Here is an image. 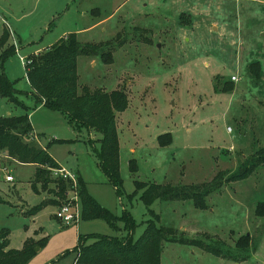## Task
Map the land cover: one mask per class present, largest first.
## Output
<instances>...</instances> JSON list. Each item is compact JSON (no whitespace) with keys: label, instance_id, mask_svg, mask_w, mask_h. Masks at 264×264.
<instances>
[{"label":"rangeland","instance_id":"obj_1","mask_svg":"<svg viewBox=\"0 0 264 264\" xmlns=\"http://www.w3.org/2000/svg\"><path fill=\"white\" fill-rule=\"evenodd\" d=\"M0 1L8 34L2 47L10 31L24 41L32 37L33 46L52 44L70 32L80 44L101 42L94 55L76 57L77 91L86 86L122 89L126 95V108L115 113L119 194L97 164L99 133L73 128L59 111L34 105L26 94L24 55L33 47L23 42L0 65L22 90L15 96L20 105L0 96V116L21 114L22 106L31 110L29 122L47 153L78 173L99 206L115 217L128 213L132 239L141 235L148 210L155 213V224L173 235L162 243L158 264H264V215L255 213L256 204L264 202V161L205 196L202 208L190 199L145 205L134 183L201 188L259 162L264 151V0ZM100 51L110 54L109 63L101 61ZM251 61L259 65L258 78L249 72ZM231 76L236 78L232 89L223 90ZM166 132L170 140L159 146L156 136ZM15 165L0 156V229L7 230L12 249L25 241L34 244L25 264H76L79 236L89 243L94 234H125L121 221L116 229L101 218L61 224L53 213L63 201L24 213L43 197H56L42 192L39 183L30 186L32 167ZM6 175L13 181L5 182ZM241 235L249 238L245 247L235 246Z\"/></svg>","mask_w":264,"mask_h":264},{"label":"trees","instance_id":"obj_2","mask_svg":"<svg viewBox=\"0 0 264 264\" xmlns=\"http://www.w3.org/2000/svg\"><path fill=\"white\" fill-rule=\"evenodd\" d=\"M6 30L0 34V47L7 39ZM99 43L80 44L75 34L70 32L65 37L57 39L46 49L35 54H30L24 59V75L32 94L34 103L59 111L65 120L75 129L80 127L88 131L99 133L98 148L95 150L97 164L108 182L119 194L120 178L118 175L117 132L115 127V113L123 111L127 106V98L122 89L104 91L99 88L89 89L86 86L77 91L76 57L79 55L90 56L97 53ZM14 52L13 44L8 43L0 49V65L2 61ZM101 61L109 63V53L99 52ZM251 75L258 78L259 65L256 61L248 64ZM224 82L223 84H227ZM227 89H232V81ZM21 91L14 88L13 82L6 78L0 71V96L8 101L20 105L15 97ZM18 115L0 116V151L22 164L35 165L31 184H40V189H47L54 198L43 199L30 207L24 213L32 215L45 204H53L66 201V193L75 190L79 201V217L81 219L101 218L113 228H117L116 221H121L125 234L120 236L91 235V242L84 243L85 237L79 236L78 243L74 247L76 264H158L162 243L173 240L172 230L157 226V215L148 210L150 216L145 221L141 235L131 238L134 223L128 213L123 212L120 217H115L106 209L99 206L86 192L81 179L76 176V183L62 179H52L49 176V167L57 164L33 139L31 125L29 123L27 108ZM170 140V133H162L156 136L159 146H165ZM264 161V151L258 163L245 165L236 173L225 178V181L215 180L198 186L174 187L169 184L145 183L134 181L135 186L142 189L141 201L148 205L156 199L159 200H185L190 199L197 208L205 207L204 197L218 190L223 183L246 177L256 166ZM131 171L135 170L133 159L129 160ZM54 184L53 187L49 184ZM32 188L34 186L32 185ZM255 213L264 215V202L256 204ZM118 230V229H117ZM7 230L0 229V264H25L34 244L23 242L21 248H7ZM247 236H239L235 240V246L248 245ZM202 249L217 254L215 249Z\"/></svg>","mask_w":264,"mask_h":264},{"label":"built area","instance_id":"obj_3","mask_svg":"<svg viewBox=\"0 0 264 264\" xmlns=\"http://www.w3.org/2000/svg\"><path fill=\"white\" fill-rule=\"evenodd\" d=\"M231 81H235V76L230 77ZM49 175L53 179H62L65 181H70L73 185L76 183V175L71 170L64 168L63 166L56 165L54 167H49ZM6 181H12L11 175H6L4 177ZM77 194L75 190L66 193V201L55 208L53 213L54 217L64 225L69 224L72 221H76L79 217V207L77 206Z\"/></svg>","mask_w":264,"mask_h":264},{"label":"crops","instance_id":"obj_4","mask_svg":"<svg viewBox=\"0 0 264 264\" xmlns=\"http://www.w3.org/2000/svg\"><path fill=\"white\" fill-rule=\"evenodd\" d=\"M1 1H0V11H5V8H4V6H1ZM0 34H1V32H2V28H3V26H5V25H7L6 23H5V21H4V19H3V16L1 15V12H0ZM9 31H10V29H8ZM10 33V35H9V38H8V43H11V44H14V47H15V51H20V47H21V42H23V47L24 46H26V45H29L30 43H36L35 41H34V39H31L30 37H28V38H26L25 39V41L24 40H22V39H20L19 37L17 38V37H15V33H14V31H10L9 32ZM65 35V34H64ZM63 35V36H64ZM62 36V37H63ZM59 38H61V37H59ZM59 38H57V39H59ZM56 40V39H55ZM55 40H54V42H55ZM53 42V43H54ZM51 45V43H48V44H45L44 46H33V45H29L28 47H30V46H32L33 48L32 49H29V52H27L25 55H24V58H26L28 55H30V54H35V53H37V52H39V51H41V50H43V49H45V48H47V47H49ZM27 47V46H26ZM25 47V48H26ZM1 49V48H0ZM31 50V51H30ZM90 64H94V61L93 60H90ZM24 78H25V75H24ZM25 84H26V87H27V89H26V94L29 96V97H32L33 98V96H32V94L29 92V86H28V83H27V81H26V78H25ZM14 86V85H13ZM15 88V87H14ZM16 89V88H15ZM18 90V89H17ZM18 91H21L22 92V90H18ZM19 100V99H18ZM34 105H36V106H41V104L39 103V104H34ZM28 110V109H27ZM31 111V110H30ZM30 111L28 110L27 111V115H28V119H29V114H30ZM30 123V122H29ZM31 125V124H30ZM31 130H32V136H33V138H34V140L35 141H37V143L39 144V146H41V147H43L42 146V144L39 142V134L40 133H38L36 130H34V128H33V126L31 125ZM47 151V150H46ZM0 156H3V157H5V158H7L8 159V157L4 154V152H2V151H0ZM52 158V157H51ZM9 159H11V158H9ZM12 160V162L14 163V164H16L15 166H17V165H24V164H22V163H18V162H16V161H14L13 159H11ZM54 160V159H53ZM54 162L56 163V161L54 160ZM57 165H58V163H56ZM25 165H29L30 167H32L33 169H35V165H33V164H25ZM14 166V167H15ZM13 167V168H14ZM72 172H74L75 173V175L76 176H78V173L77 172H75V171H73V170H71ZM33 175H34V172H33V174H32V179H33ZM12 176V175H11ZM12 178H13V176H12ZM32 179H31V181H30V186H31V182H32ZM13 181V180H12ZM12 181H5V182H12ZM9 185H11V184H9ZM11 186H13V185H11ZM49 186H50V184H49ZM32 187V186H31ZM13 188H14V186H13ZM42 192H43V190L42 189H40ZM13 193H15V188H14V192ZM12 193V194H13ZM44 196V195H43ZM1 198V197H0ZM16 199H19L18 197H15ZM48 199L47 197H43L41 200H43V199ZM79 203V202H78ZM79 210H80V207H79ZM7 236H8V234H7ZM7 239H8V237H7ZM7 248H10L9 246H8V244H7Z\"/></svg>","mask_w":264,"mask_h":264}]
</instances>
